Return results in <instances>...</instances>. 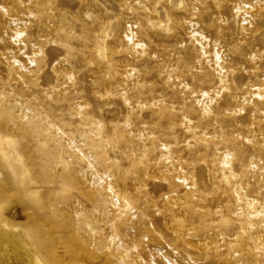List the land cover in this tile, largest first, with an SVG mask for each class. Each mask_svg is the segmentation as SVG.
Listing matches in <instances>:
<instances>
[{"label": "rangeland", "instance_id": "obj_1", "mask_svg": "<svg viewBox=\"0 0 264 264\" xmlns=\"http://www.w3.org/2000/svg\"><path fill=\"white\" fill-rule=\"evenodd\" d=\"M0 231L264 264V0H0Z\"/></svg>", "mask_w": 264, "mask_h": 264}, {"label": "bare ground", "instance_id": "obj_2", "mask_svg": "<svg viewBox=\"0 0 264 264\" xmlns=\"http://www.w3.org/2000/svg\"><path fill=\"white\" fill-rule=\"evenodd\" d=\"M42 235L38 234V238ZM40 243L22 245L14 232L0 231V264H60L50 261L51 247L47 240Z\"/></svg>", "mask_w": 264, "mask_h": 264}]
</instances>
